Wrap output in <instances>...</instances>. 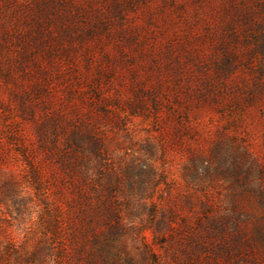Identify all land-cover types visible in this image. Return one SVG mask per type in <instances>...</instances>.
Masks as SVG:
<instances>
[{
	"label": "rangeland",
	"instance_id": "obj_1",
	"mask_svg": "<svg viewBox=\"0 0 264 264\" xmlns=\"http://www.w3.org/2000/svg\"><path fill=\"white\" fill-rule=\"evenodd\" d=\"M52 227L63 264H264V0H0L3 264Z\"/></svg>",
	"mask_w": 264,
	"mask_h": 264
},
{
	"label": "trees",
	"instance_id": "obj_2",
	"mask_svg": "<svg viewBox=\"0 0 264 264\" xmlns=\"http://www.w3.org/2000/svg\"><path fill=\"white\" fill-rule=\"evenodd\" d=\"M53 228V235H52V243H54V245H57L56 247L57 248H54L53 250V254H54V258L51 260L47 259L46 257H44V259L41 261L39 260V256H40V250L38 251H35L31 257H29L27 260H26V263L27 264H63V259L65 257V251L66 249L64 248V246L62 245L61 243V240H60V237H59V231H57V227H52ZM12 248H7L5 251H6V254L7 256H9L10 254H14L15 249H13L12 251ZM10 253V254H9ZM2 254L0 253V264H3L2 262ZM85 264H94V262L92 261L91 258H88L86 259L85 261Z\"/></svg>",
	"mask_w": 264,
	"mask_h": 264
}]
</instances>
